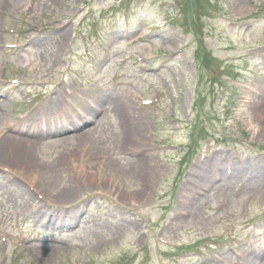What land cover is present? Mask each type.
I'll return each instance as SVG.
<instances>
[{
    "label": "rangeland",
    "instance_id": "rangeland-1",
    "mask_svg": "<svg viewBox=\"0 0 264 264\" xmlns=\"http://www.w3.org/2000/svg\"><path fill=\"white\" fill-rule=\"evenodd\" d=\"M188 7L0 0V264H264V0Z\"/></svg>",
    "mask_w": 264,
    "mask_h": 264
},
{
    "label": "bare ground",
    "instance_id": "bare-ground-1",
    "mask_svg": "<svg viewBox=\"0 0 264 264\" xmlns=\"http://www.w3.org/2000/svg\"><path fill=\"white\" fill-rule=\"evenodd\" d=\"M50 26L51 25L38 27L35 24H30V25H28L27 30L25 31V33L27 34V37H28V33L33 31V30L43 31V34H46L47 33V29L50 28ZM60 38H61V43H63L64 40H65V34L62 33L60 35ZM23 83L26 85L27 88L28 87H32L33 85H43V84H45V82H43V81H34V80L28 81V82H23ZM0 97H2V96H0ZM42 105L47 106L46 103H42ZM117 109H118L117 106H115V110H117ZM49 114L51 115L52 112H50ZM6 125H8V124H5L2 128H0V135H1L0 159H5L7 154H11V157L17 158V159L27 158V157L31 156L32 155V150L28 146L38 144L40 141L38 143H35V144H32V142L26 143L24 139L18 137L17 135L13 136L11 134L6 133V131L3 129ZM75 126L76 125H73L72 127H74V129H77V127H75ZM14 128L16 129V131H22V130H24L26 128L29 132H30V130L34 131V132H38L37 129H39L38 126H37V119L36 118H34L31 121V123H30V125L28 127H26L23 124V126H19V127L15 126ZM67 129H69L68 126H65L64 128H60V130L57 129V133H61V132L65 131V130H67ZM54 131H56V130H54ZM54 131L48 130L45 135L53 134V133H55ZM40 132H42V131L40 130ZM41 137H43V136H41ZM134 138L135 137H130L127 140L126 143L133 142ZM68 139H69L68 136H63V137H60L58 140L64 141V140H68ZM27 141H29V140H27ZM136 162H141L142 163V160L141 159H137ZM55 196H53V197H55ZM52 215H53V213L49 217L46 218L47 222H52L53 220L55 222V221H57L59 219L57 217L52 218ZM44 217H46V216H44Z\"/></svg>",
    "mask_w": 264,
    "mask_h": 264
}]
</instances>
